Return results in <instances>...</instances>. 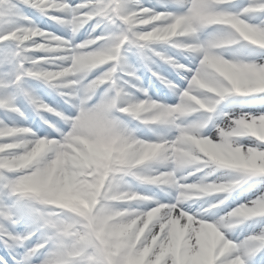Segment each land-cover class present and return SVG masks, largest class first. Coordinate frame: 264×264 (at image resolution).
<instances>
[{
  "label": "snow or ice",
  "instance_id": "obj_1",
  "mask_svg": "<svg viewBox=\"0 0 264 264\" xmlns=\"http://www.w3.org/2000/svg\"><path fill=\"white\" fill-rule=\"evenodd\" d=\"M0 114V264H264V0H0Z\"/></svg>",
  "mask_w": 264,
  "mask_h": 264
},
{
  "label": "rangeland",
  "instance_id": "obj_2",
  "mask_svg": "<svg viewBox=\"0 0 264 264\" xmlns=\"http://www.w3.org/2000/svg\"><path fill=\"white\" fill-rule=\"evenodd\" d=\"M151 2V5H155L156 3V0H150ZM145 3L146 4H149V0H145ZM38 23H40V21H38ZM47 23L51 24L50 21H47ZM41 26H43V23H41ZM50 30H55V28H52ZM83 32V30H82ZM84 36L83 35H80L78 36V40L79 39H83ZM169 54H171V52H169ZM131 59V62L133 64L136 65V67L139 68V72L138 74L140 73V71H144L145 74L147 75L148 77V80H149V86L150 85H154L153 87H160V89L162 90V92H166L167 96L168 97H172L171 99V102L170 103H173L175 102V97L173 96V94L170 92V90L165 86L163 85L159 80H157L155 77L152 76L151 72H149L147 70V68H145L143 65H144V61L141 60L138 56H131L130 57ZM155 59V58H153ZM151 67L154 69V70H157L159 72H161L162 74L168 76L169 79H172L175 77V73L172 72V70L170 69V67L167 65V64H164L163 62L159 61V60H156V63L155 64H152ZM141 76L142 78H144V76L142 75L141 73ZM34 86H36V84L38 82H35L33 81L32 82ZM148 84V81L147 83L145 84L147 86ZM144 86V85H143ZM39 94L41 96H43L46 100L48 99L47 95H46V92H45V89L43 88V86H41L39 88ZM163 98L165 99L164 95H163ZM233 111H239L238 108H233L231 109ZM245 111L248 110V108H245L244 109ZM2 115V114H0ZM136 122L133 121L132 122V126H135ZM141 131L144 132V133H147V129H144V128H141ZM224 175V170H220V171H217L215 173V176H222ZM214 178V177H212ZM210 178V179H212ZM253 183H255L254 181H250L249 184H246V185H243L241 188L239 189H236L234 192V195L232 194L230 197L233 196V199L232 198H229V201L227 202L228 203V206L229 207H235L236 204L233 203V200L236 201V203H240V202H243L244 199H249L252 197V195L257 191V189L255 187L251 188V191H248L250 185H252ZM242 193H247V195H242ZM203 203V201H199L198 203L194 204L193 207L194 208H198L200 206V204ZM221 215L223 214L222 212L220 213ZM253 223V221H248V222H245L243 225H240V226H237L235 231L232 233V238L234 240H243L245 236H247L249 234L250 231H252V229L250 228V225ZM255 231H259V228H256ZM259 259V257L257 258Z\"/></svg>",
  "mask_w": 264,
  "mask_h": 264
},
{
  "label": "clouds",
  "instance_id": "obj_3",
  "mask_svg": "<svg viewBox=\"0 0 264 264\" xmlns=\"http://www.w3.org/2000/svg\"><path fill=\"white\" fill-rule=\"evenodd\" d=\"M231 50L225 49L224 55H230ZM227 188L224 185H218L215 181L201 182L198 187H196L193 192L198 195L203 203H209V200L203 198H212L217 193L226 191ZM264 215V204L260 205H241L237 209H233L231 213L225 216L217 217V219H222L224 223L231 227H237L243 225L247 219L252 215Z\"/></svg>",
  "mask_w": 264,
  "mask_h": 264
},
{
  "label": "bare ground",
  "instance_id": "obj_4",
  "mask_svg": "<svg viewBox=\"0 0 264 264\" xmlns=\"http://www.w3.org/2000/svg\"><path fill=\"white\" fill-rule=\"evenodd\" d=\"M236 2L237 3H240L241 2V0H236ZM141 73H142V75L144 76V78H142V76H141ZM139 75L141 76V79H142V81H143V85H144V87H147V88H149V91H150V94H152L154 97L155 96H160V97H162L163 98V95H164V97H165V101L166 102H168V103H170L171 102V98L172 97H168L167 96V94H166V92H162V90L160 89V87H153L154 85H150L149 86V80H148V77H147V75L145 74V72H142V71H140V73H139ZM178 79V78H177ZM147 81H148V84H147V86L145 85L146 83H147ZM234 195V192H232L231 193V195ZM230 198H232L233 199V196L232 197H230ZM229 201V200H228Z\"/></svg>",
  "mask_w": 264,
  "mask_h": 264
}]
</instances>
